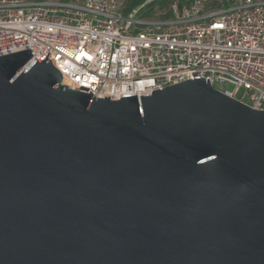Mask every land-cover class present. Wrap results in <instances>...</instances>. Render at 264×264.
Here are the masks:
<instances>
[{
	"label": "water",
	"instance_id": "1",
	"mask_svg": "<svg viewBox=\"0 0 264 264\" xmlns=\"http://www.w3.org/2000/svg\"><path fill=\"white\" fill-rule=\"evenodd\" d=\"M33 55L0 57V264H264V111L209 79L98 99Z\"/></svg>",
	"mask_w": 264,
	"mask_h": 264
},
{
	"label": "built area",
	"instance_id": "2",
	"mask_svg": "<svg viewBox=\"0 0 264 264\" xmlns=\"http://www.w3.org/2000/svg\"><path fill=\"white\" fill-rule=\"evenodd\" d=\"M126 0H0V57L50 53L67 79L98 99L149 96L192 79L264 111V0L204 12L195 2L170 19L124 15ZM30 61V62H31ZM232 87V89H230ZM244 91L243 96L238 95Z\"/></svg>",
	"mask_w": 264,
	"mask_h": 264
},
{
	"label": "rangeland",
	"instance_id": "3",
	"mask_svg": "<svg viewBox=\"0 0 264 264\" xmlns=\"http://www.w3.org/2000/svg\"><path fill=\"white\" fill-rule=\"evenodd\" d=\"M27 2H41L44 0H25ZM58 1V0H56ZM64 1H75V0H64ZM81 1V0H80ZM126 7L125 10L126 11L128 9L129 6V0H126ZM179 0H174V2L170 3L166 8H159V5L154 6L151 9L150 14L145 15L146 12H140V9H138V17L143 20V21H161V20H167L170 19L171 14L173 12V8L175 7V5H177L176 3H178ZM238 0H197L196 2H199L202 5V9L204 12H215V11H219V9H226L228 7H232L234 5L235 2H237ZM151 2H153V0H149L146 3V6H148L149 4H152ZM187 8H184L183 10H185ZM149 10V9H148ZM177 10L179 11L178 5H177ZM230 89H232V87H230ZM244 91H242L239 95L238 98H241L243 96Z\"/></svg>",
	"mask_w": 264,
	"mask_h": 264
},
{
	"label": "trees",
	"instance_id": "4",
	"mask_svg": "<svg viewBox=\"0 0 264 264\" xmlns=\"http://www.w3.org/2000/svg\"><path fill=\"white\" fill-rule=\"evenodd\" d=\"M129 6L128 9L126 11H124V15H129L133 10H138L140 9V12H146L145 15L150 14L151 9L156 6L159 5V8H166L170 3L174 2V0H153V2H151L152 4H149L148 6H146V3L149 0H129ZM197 0H179L178 3H176L178 5L179 11H183L184 8L189 9L190 6H192ZM149 9V10H148ZM173 13V12H172ZM172 13L171 16L173 15Z\"/></svg>",
	"mask_w": 264,
	"mask_h": 264
}]
</instances>
